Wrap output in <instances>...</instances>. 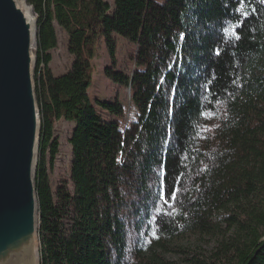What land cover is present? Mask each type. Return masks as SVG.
<instances>
[{"label":"trees","instance_id":"16d2710c","mask_svg":"<svg viewBox=\"0 0 264 264\" xmlns=\"http://www.w3.org/2000/svg\"><path fill=\"white\" fill-rule=\"evenodd\" d=\"M28 2L41 264H264V3H246L245 20L239 0ZM58 28L73 62L56 76ZM116 36L136 44L129 70L116 68ZM102 38L128 99L90 96ZM63 121L70 159L54 176ZM162 180L178 190L171 207Z\"/></svg>","mask_w":264,"mask_h":264},{"label":"water","instance_id":"95a60500","mask_svg":"<svg viewBox=\"0 0 264 264\" xmlns=\"http://www.w3.org/2000/svg\"><path fill=\"white\" fill-rule=\"evenodd\" d=\"M38 28L28 0H0V264H41Z\"/></svg>","mask_w":264,"mask_h":264},{"label":"rangeland","instance_id":"374dc122","mask_svg":"<svg viewBox=\"0 0 264 264\" xmlns=\"http://www.w3.org/2000/svg\"><path fill=\"white\" fill-rule=\"evenodd\" d=\"M157 1L160 3L165 2V0ZM58 37L59 45L53 51V60L50 64L51 69L56 76L62 75L68 71L73 62V56L70 55L67 49L66 35L59 28ZM116 40V68L118 70H129V68L132 66V54H134L137 49L136 44L133 41L121 36H116ZM92 63L94 67V73L92 84L89 88V93L93 99L101 98L107 101H113L116 100L117 97H119L121 100L129 98V90L124 89L121 85L114 83L105 74L106 67L111 66L114 63L112 52L108 47L105 38H102V40L99 42L96 56ZM57 133L60 137L61 146L59 155L55 160V167L53 170L54 176L58 175V173L67 171L71 150L68 141L71 133V125L65 121L61 122L57 126ZM168 256L172 257L171 255Z\"/></svg>","mask_w":264,"mask_h":264},{"label":"snow or ice","instance_id":"6c2138e0","mask_svg":"<svg viewBox=\"0 0 264 264\" xmlns=\"http://www.w3.org/2000/svg\"><path fill=\"white\" fill-rule=\"evenodd\" d=\"M251 0H239L238 3V7L236 8L237 12H242L243 14V18L245 20H247L248 16H249V12L247 10H245V4L246 3H250ZM261 3H264V0H260ZM252 11L254 12L255 9H252ZM227 31V29H225V32ZM233 32H235V26H233ZM183 33L180 34V39H183ZM235 39L239 40L240 39V35L239 33L235 34ZM217 55H219V51H217L216 53ZM177 189L171 188L169 186H167L163 180L161 181V183L159 184V198L160 200H163L164 204L169 205L170 207L172 206V202H174L177 198ZM161 215H164L163 212H161ZM153 236L155 238V233H153Z\"/></svg>","mask_w":264,"mask_h":264}]
</instances>
